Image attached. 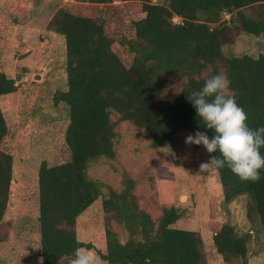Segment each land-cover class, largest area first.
<instances>
[{
	"label": "trees",
	"instance_id": "1",
	"mask_svg": "<svg viewBox=\"0 0 264 264\" xmlns=\"http://www.w3.org/2000/svg\"><path fill=\"white\" fill-rule=\"evenodd\" d=\"M115 1L138 5V9L127 8L130 14L139 12L123 26L130 36L122 32L114 14L106 23L115 38L107 34L105 20L91 15V5ZM246 7L249 13L243 11ZM46 27L64 41L65 89L57 91L53 100L66 107L64 142L69 157L61 163L38 165L39 262L29 264H70L76 249H91L90 242L76 239L74 223L97 198L104 213V250H95L100 261L207 264L199 234L173 226L182 214L178 208L163 205L158 216L152 217L139 205L128 172L120 171L119 187L114 188L90 176L88 169L98 160L114 157L111 114L141 128L151 148L181 130L206 132L213 138L214 130L200 122L187 95L217 74L230 80V94L247 114L248 126H264V52L255 57L222 52L235 31L264 36V0H72L54 11ZM115 46L123 49L126 64ZM167 78L181 79V84L175 94L163 99ZM14 87V79L0 71V95ZM6 132L0 110V220L11 173V156L1 150ZM214 169L222 200L246 195L248 213L256 223L242 234L228 223L216 224L212 245L224 260L238 258L246 264L251 239H259L264 250V169L258 182H242L227 166ZM112 221L124 229L125 240L119 239Z\"/></svg>",
	"mask_w": 264,
	"mask_h": 264
},
{
	"label": "rangeland",
	"instance_id": "2",
	"mask_svg": "<svg viewBox=\"0 0 264 264\" xmlns=\"http://www.w3.org/2000/svg\"><path fill=\"white\" fill-rule=\"evenodd\" d=\"M72 0H0V71L14 79V90L0 95V110L7 132L1 150L11 156V173L6 206L0 220V264H29L39 262L37 222V168L41 161L47 165L68 159L64 131L68 123L66 107L55 102L53 95L65 89V51L60 34L47 29L54 11ZM135 3L115 1L109 5H91V15L105 20L107 34H112L107 20L114 14L126 36L124 24L139 15L128 13ZM250 12V7L243 9ZM113 17V15H112ZM174 22L178 18H173ZM113 28V27H112ZM121 61L126 64L123 49L115 46ZM225 56L247 54L255 57L264 52V36L233 32L230 42L222 45ZM162 98L175 94L181 79L167 78ZM115 136L114 157L90 165L88 174L114 188L119 187L120 171L134 179L139 205L152 217L158 216L161 206H174L181 217L174 227L196 231L202 241L207 264H241L238 258L224 260L211 241L213 227L228 223L237 234L254 228L256 218L248 213V197L238 195L228 202L222 192L214 167L200 171V164L209 161L210 153L203 145H188L185 138L195 132L181 130L157 148L148 146L141 128L117 119L111 114ZM101 199H95L76 218L75 237L90 242L95 250H104V213ZM111 227L120 240L127 237L114 221ZM259 239L248 244L246 264H264V250Z\"/></svg>",
	"mask_w": 264,
	"mask_h": 264
},
{
	"label": "clouds",
	"instance_id": "3",
	"mask_svg": "<svg viewBox=\"0 0 264 264\" xmlns=\"http://www.w3.org/2000/svg\"><path fill=\"white\" fill-rule=\"evenodd\" d=\"M230 80L222 74L205 79L198 91L187 95L200 122L214 130V137L206 132L196 131L188 134L185 143L203 145L211 156L209 161L200 164V171L210 167L227 166L242 182H258L260 170L264 169V126L252 129L246 123L248 117L244 109L236 103L230 94ZM70 264H98L96 256L89 251H74Z\"/></svg>",
	"mask_w": 264,
	"mask_h": 264
}]
</instances>
